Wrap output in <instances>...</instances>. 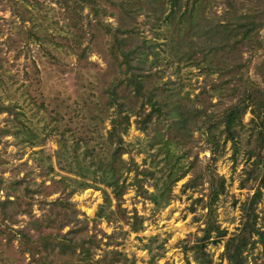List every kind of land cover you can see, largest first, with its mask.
<instances>
[{
  "label": "trees",
  "instance_id": "trees-1",
  "mask_svg": "<svg viewBox=\"0 0 264 264\" xmlns=\"http://www.w3.org/2000/svg\"><path fill=\"white\" fill-rule=\"evenodd\" d=\"M52 2L57 5V10H54L57 13V20L54 24L62 21L69 34L68 37L54 42L57 48L65 52L67 49L71 50L78 61L83 58L88 60L93 52L91 49L93 39L88 37L89 42L86 45L83 42L86 33L92 36L90 27L95 26L108 37L107 59L111 69L115 65L112 71L115 74L106 83L103 94L99 97L102 103H93L96 105L95 113L90 117L99 122L108 120L110 129L107 131L105 141L98 144L99 149L88 146L91 137L85 140L83 136L77 134L76 128L70 129L72 137L77 139L72 144L74 155L71 160L63 162L68 147L65 134L69 131L54 127V131L62 135L58 140L57 158L60 167L74 173L81 180L52 179L53 183L49 188L44 181L37 183L31 177V172L20 177L17 169L10 178L0 174V256L4 259L3 264H134V259H129L117 250H106L97 258L102 238L98 234H88L87 220L79 218L80 211L71 200V196L74 192L93 187L87 182V177L105 184L112 189L117 201L116 210L110 209L111 198L103 190L105 203L99 208L98 218H104L109 222L123 220L127 224L133 219L131 228L137 232L141 225V217L136 213L128 217L121 205L127 187L124 182H120L122 179L125 180L124 174L134 172V181L131 185H136L138 196L150 200L159 210L169 204L172 186L189 171H192V177L186 183V188L197 189L199 185L208 183L207 200L203 202L202 197L199 199V202L203 203V208L208 210L205 215L207 219L203 229L204 235L199 239L201 245L197 244L193 249L196 251V260L199 264L211 263L210 258L202 253V248L208 242L217 245L226 236V230L220 229L213 221L215 212L213 205L225 192V180L217 177L211 165L198 170L195 162H192L189 169L183 170L180 167L183 154L177 153L197 131L212 146L210 151L213 154L218 151V140L221 136H224L225 142L236 144L242 133L248 131L249 137L253 138L255 143L254 148L248 149V158L254 159L248 176L253 174L256 178L262 173L261 182L264 184V59L260 60L264 52V34L261 33L264 30V0H257L255 8L248 7L245 9L246 12L244 3L234 5L232 1H228L221 18L212 14L206 17L205 10L209 0ZM25 3L36 9L37 13L34 14L35 11L29 10L25 4L20 5L16 0H7L6 6H11L13 12L20 18V27L32 22L31 27L25 30L27 40L42 45L53 42L56 38L49 32L50 26H45L47 16L44 14L43 4L38 0ZM102 4L110 6L113 11L107 12L105 7L102 8ZM86 10L88 13L84 15ZM142 15L147 18L146 24L150 32L156 38L166 39L163 43L165 48H162L157 39H148L144 36L145 29L132 25V22H137V18ZM108 16L118 20L123 18L124 24L122 22L114 27L111 23L105 22ZM86 18L87 24L83 22ZM83 24L86 25V30L83 29ZM50 25L53 26L51 22ZM159 47L162 48V52L167 49L169 56H161L157 49ZM237 47L250 48V57L247 60H241V54L239 59H232L229 56L232 59L230 60L226 57L236 52ZM221 56L224 57L221 59ZM174 62L178 65L184 63L188 67H198L203 71L206 76L203 86L206 95L210 100L216 97L218 102L213 104L209 100L208 105L198 106L197 102L190 103L188 94L181 98L175 95V90L171 88L175 84L171 80L162 83L164 74L160 75L162 69L168 68ZM161 65L165 66L160 67ZM251 67L255 69V74L260 75V82L250 75ZM213 73L218 75L217 80L210 78ZM78 112L81 113L76 111L77 114ZM98 112L103 116L99 117ZM248 112L252 118L249 128H246L243 119ZM1 114L15 116L11 120V126L0 129V146H3V152L0 154L6 153L5 149L9 144V141L4 140L6 136H14L21 142H27L29 146L43 142L22 123L21 114L15 113V105L12 103L5 105L0 101ZM132 117H135L134 123L140 131L148 132L150 128L154 131V135L148 141V147L141 151L149 152L152 148L156 150L149 153L151 161L147 168L139 169L132 159L130 161L123 159V155L131 156L134 150L124 138L132 124ZM154 118L158 121L157 126L161 125L160 123L164 124L165 121L169 123L159 129L156 125L153 127ZM53 121L56 123L55 118ZM82 140L85 142H81ZM82 146H85V149L80 153ZM158 166L159 174H156L154 169ZM49 168L53 169L51 166ZM151 179L152 182H149ZM67 180L74 181L78 186L66 183ZM144 182L151 183L156 190L149 193L144 187ZM68 189L72 190L67 194ZM56 193L60 195L55 199H48ZM259 198L258 191L254 195L255 201L245 209V221L239 232L230 237L225 244L223 257L228 264L247 262L244 252L250 242L254 244L252 234L257 233L255 203ZM34 206L40 211L39 216L35 214ZM94 222L96 225L100 220ZM65 228L69 230L64 232ZM100 232L106 236L103 231ZM212 233H215V237ZM114 236H109V239ZM26 258L29 259L27 263Z\"/></svg>",
  "mask_w": 264,
  "mask_h": 264
},
{
  "label": "rangeland",
  "instance_id": "rangeland-1",
  "mask_svg": "<svg viewBox=\"0 0 264 264\" xmlns=\"http://www.w3.org/2000/svg\"><path fill=\"white\" fill-rule=\"evenodd\" d=\"M3 1L0 2V64L2 65L0 66V101H3L5 105L9 103L15 105V113L21 114L22 123L33 133H36L43 142L36 146H29L27 142H21L14 136H6L4 140L9 141V144L5 149L6 153L0 154V174L10 178L17 172V169L20 172V177L31 172V177L37 183L44 181L49 188L53 183L52 179L57 181H61L63 178L74 181L81 180L74 173L60 167L61 164L58 163L57 156L58 140L62 135L57 134L54 127L69 131L65 134L68 147L63 162L71 160L74 155L72 144L77 139L72 137L73 133L70 129L76 128L77 134L80 137L83 136L82 138L85 140L91 137L88 140V146L96 149H99L98 144L107 138V131L110 129L109 121L99 122V120H92L90 116L95 113L96 105L93 103H102L99 97L103 94L106 83L115 74L112 72L115 68L114 63L111 69L107 59L109 56L106 51L108 37L95 26H91L92 36L86 33L83 43L86 45L89 42L87 38L92 37L91 49L93 52L88 60L83 58L78 61L71 50L67 49L65 52L54 44L56 40L64 39L69 34L66 27H63L62 21L57 25L54 24L57 20V13L54 11L57 10V5L52 2L53 0H38L45 7L43 10L47 16L45 26H50L49 32L52 37L56 38L53 42L50 41L43 45L33 40H27L25 30L31 27L32 22H27L26 26L20 27V18L13 12L11 6H6L7 0ZM16 1L20 5L25 4L29 10L35 11L34 14L37 13L36 9L34 10L31 5L25 3L34 0ZM228 1H232L234 5H238L240 2L244 3V11L248 7L255 8L257 5V0H209L205 10L206 17L212 14L221 18L225 11L224 6ZM104 7L107 12L113 11L110 6L102 4V8ZM87 13L88 10L83 14ZM146 19L144 15L139 16L137 22H132V25L145 29L144 36L148 39H157L162 48H165L163 43L166 42V39L156 38L150 32ZM50 22L53 26L50 25ZM83 22L87 24L88 19H84ZM105 22L117 27L122 22L124 24V19L118 20L108 16ZM85 24H83V29L86 28ZM77 33L80 32L77 31ZM261 33L264 34V30ZM162 48H157L161 52L160 55L169 56L168 50L164 49L162 52ZM236 49V52L228 54L226 57L231 56L232 59H239L240 54L241 60H247L250 57V48L237 47ZM200 57L198 58L200 59ZM223 57L221 56V59ZM231 58L230 60H232ZM172 59L174 58L172 57ZM263 59L264 52L260 60ZM177 65L178 63L174 62L168 68L162 69V73H160V75L164 74L162 83L171 80L175 84L171 88L175 90L174 94L179 98L188 94L190 103L197 102L198 106H206L210 98L206 95V90L203 87L206 80L204 72L198 67L185 66L184 63L178 65L179 68ZM177 68L180 69L179 72ZM250 75L260 82V75L255 74L253 67L250 68ZM217 77L216 73L210 76L214 80H217ZM210 101L216 104L218 99L214 97ZM76 111H81V113L77 114ZM14 116L1 114L0 129L8 125L11 126ZM102 116L100 114L99 117ZM134 118L132 117V124L124 137L134 150L131 156L123 155V159L126 161L132 159L139 169L147 168L151 161L149 153H154L156 150L152 148L149 152L141 151L148 147V141L154 135V131L151 128L148 132L140 131L136 128ZM251 118L252 115L248 112L243 119L246 128H249ZM157 122V119L154 118L153 127L156 125V128L159 129L169 123V121H165L164 124L160 123L161 125L157 126ZM218 141V151L213 154L210 151L212 146L197 131L177 153L183 154L180 161V167L183 170L189 169L192 162H195V167L198 170H203L207 165H211L217 177L225 180V192L213 205L215 209L213 221L227 233L217 245L208 242L202 248V253L210 258L211 263L209 264H228L223 257L225 244L230 237L239 232L245 221V209L255 201L254 195L259 191L260 198L255 203L257 233L252 234L254 244L251 242L248 244L244 255L247 257L246 264H264V184L261 182L263 174L261 173L256 178L253 174L248 176L254 161L253 157L248 158V149L254 148L255 143L253 138L249 137L248 131L242 133L241 139L236 144H232L230 141L225 142L224 136H221ZM82 147L79 150L80 153L85 149V146ZM1 151L3 152L2 145L0 146ZM176 152L174 153L176 154ZM185 152H187L186 155ZM50 166L53 168L52 170L49 168ZM158 169L159 166L154 169L156 174H159ZM140 177L142 178V176ZM191 177L192 171H189L184 178L177 181L172 186L169 204L157 210L150 200L138 196L136 185H131L134 181V172L124 174L125 180L122 179L120 182H124L127 187L122 196L121 205L126 210L128 217L134 213L141 217V225L137 232L131 228L133 219H130V223L127 224L123 220L109 222L104 218H98L99 208L105 203L103 190L111 198V210H116L117 201L110 187L87 177V182L91 183L93 187L74 192L71 200L80 211L79 218L87 220L88 234H98L102 238L100 250H97V258L106 250H117L129 259H134V264H199L193 247L197 244L201 245L199 239L204 235L203 229L207 219L205 215L208 211L203 208V203L199 202V199L202 197L205 202L209 189L207 182L203 186L199 185L197 189L186 188L185 185ZM71 180H67L66 183L74 187L78 186ZM149 182H152V179ZM149 182H144V187L149 193H152L156 189ZM71 190L68 189L67 194ZM59 195L56 193L48 199H55ZM34 211L37 216L40 215L37 206H34ZM97 219L100 222L95 225L94 221ZM68 230L69 228H65L64 232ZM100 231H103L106 236ZM212 234L215 237V233ZM111 235L115 236L109 239ZM151 259L153 260L151 261ZM28 261L29 259L26 258L25 262ZM3 263L4 259L0 256V264Z\"/></svg>",
  "mask_w": 264,
  "mask_h": 264
}]
</instances>
